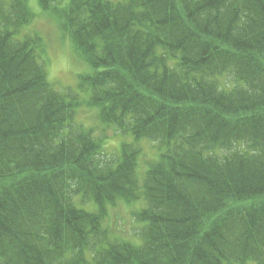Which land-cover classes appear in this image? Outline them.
Listing matches in <instances>:
<instances>
[{
	"label": "trees",
	"instance_id": "trees-1",
	"mask_svg": "<svg viewBox=\"0 0 264 264\" xmlns=\"http://www.w3.org/2000/svg\"><path fill=\"white\" fill-rule=\"evenodd\" d=\"M37 1L66 3L101 122L160 153L142 184L136 144L99 164L103 142L73 126L41 39L16 38L28 0H0V264H264V0ZM140 199V245L110 240L107 206Z\"/></svg>",
	"mask_w": 264,
	"mask_h": 264
},
{
	"label": "rangeland",
	"instance_id": "rangeland-1",
	"mask_svg": "<svg viewBox=\"0 0 264 264\" xmlns=\"http://www.w3.org/2000/svg\"><path fill=\"white\" fill-rule=\"evenodd\" d=\"M29 6L35 18L19 31L16 38L21 41L26 37H39L42 40V46L39 47L37 53L40 61L45 65L50 83L62 93L70 94L68 99L77 104L74 108V126L93 129L96 138L104 139L105 155L101 154L97 157L99 164L115 162L121 155L122 145L134 143L135 140L131 134L118 133L114 126L102 124L99 110L90 106L92 90L88 86L82 87L81 78L92 74L94 70L77 54L71 40L62 29V19L58 11L65 8L66 3H59L54 7L56 10L52 8L48 11L41 9L37 0H29ZM233 78L226 76L221 81L230 89L235 84ZM138 146L142 150V155L138 159L136 172L137 178L142 184L148 163L158 160L160 152L147 139L141 140ZM75 203L78 207L89 212L96 213L98 211L97 206L88 202H79L78 197L75 198ZM145 207V201L140 199L131 205L120 202L116 207L108 208L109 217L105 222V227L110 230V238L131 240L132 243L139 244L137 232L139 233V229H143L145 224L137 222L133 214ZM245 264H255V262L248 261Z\"/></svg>",
	"mask_w": 264,
	"mask_h": 264
},
{
	"label": "bare ground",
	"instance_id": "bare-ground-1",
	"mask_svg": "<svg viewBox=\"0 0 264 264\" xmlns=\"http://www.w3.org/2000/svg\"><path fill=\"white\" fill-rule=\"evenodd\" d=\"M211 180H212L211 178H205L204 175L201 176V182H202L201 187H203V188L207 187L210 184ZM226 208H227V205H224L220 209H221V211H225V210H227ZM224 264H226V263H224Z\"/></svg>",
	"mask_w": 264,
	"mask_h": 264
}]
</instances>
